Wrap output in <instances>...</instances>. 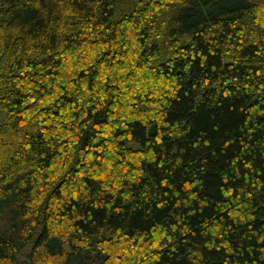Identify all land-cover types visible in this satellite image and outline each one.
<instances>
[{
  "label": "trees",
  "instance_id": "16d2710c",
  "mask_svg": "<svg viewBox=\"0 0 264 264\" xmlns=\"http://www.w3.org/2000/svg\"><path fill=\"white\" fill-rule=\"evenodd\" d=\"M264 264V0H0V264Z\"/></svg>",
  "mask_w": 264,
  "mask_h": 264
},
{
  "label": "rangeland",
  "instance_id": "374dc122",
  "mask_svg": "<svg viewBox=\"0 0 264 264\" xmlns=\"http://www.w3.org/2000/svg\"><path fill=\"white\" fill-rule=\"evenodd\" d=\"M31 247H32V245L30 244L23 250V252L21 253L20 258L17 262L18 264H22V262L27 258V256L29 255V253L31 251Z\"/></svg>",
  "mask_w": 264,
  "mask_h": 264
}]
</instances>
